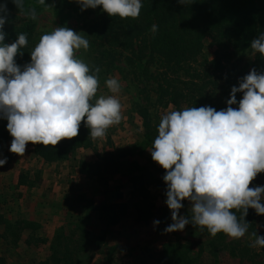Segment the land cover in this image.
<instances>
[{
  "label": "clouds",
  "instance_id": "obj_1",
  "mask_svg": "<svg viewBox=\"0 0 264 264\" xmlns=\"http://www.w3.org/2000/svg\"><path fill=\"white\" fill-rule=\"evenodd\" d=\"M23 11L24 0H11ZM44 5L46 0H38ZM186 6L194 0H177ZM80 10L96 9L108 16L137 18L141 0H75ZM35 20L34 12L28 13ZM9 17L7 0L0 3V119L13 138L8 151L23 156L26 145L56 146L62 139L76 137L81 122L89 136L101 138L106 130L121 121L117 98L121 85L116 78L106 80L114 95L101 96L90 103L98 89L100 69L76 58L87 50L89 41L66 26L41 35L30 52V62L18 65L15 57L28 43L25 34L5 43L4 26ZM151 31H157L153 24ZM264 57V30L250 44ZM242 93L237 101L236 94ZM227 107H185L164 114L150 151L151 158L165 170V204L172 223L165 233L183 231L191 223L206 228L215 237L224 233L240 239L248 230V209L264 215V185L249 187L264 173V71L251 69L232 86ZM237 105L236 107H232ZM7 157L0 158V167ZM185 199L191 202V215H178ZM236 211L241 212L238 218ZM160 221L154 220L153 225ZM256 235L251 247L264 248V236Z\"/></svg>",
  "mask_w": 264,
  "mask_h": 264
},
{
  "label": "trees",
  "instance_id": "obj_2",
  "mask_svg": "<svg viewBox=\"0 0 264 264\" xmlns=\"http://www.w3.org/2000/svg\"><path fill=\"white\" fill-rule=\"evenodd\" d=\"M1 1L5 3V0ZM141 3L140 14L134 19L110 17L101 11L100 6L81 11L77 5L84 17L79 32L89 41V47L87 50H77L76 58L86 63L90 71L99 67L98 84L104 75L115 70L124 71L116 63L125 58L127 64L134 68L132 74L138 94L149 93L154 97L149 106L140 108L145 131L141 143L121 150L115 149L99 155L94 162L83 161L80 164L83 175L94 176L106 188L79 198L83 209L96 214L98 222L106 229L118 225L121 217L130 213L131 205L121 201V192H117L113 198L106 197L112 177L119 176L128 181L135 220L138 222L148 223L155 215L156 206L151 200L150 187L166 192V184L162 179L165 170L153 164L149 151L159 125L154 120L152 110L154 112L155 108H166L170 104L177 109L184 104L189 107L211 106L217 111L226 108V103L211 88L215 82L210 79L223 75L226 59L251 50L252 39L264 30V0H194V3L186 6L178 4L177 0H141ZM44 7L45 4H39L38 0H24L23 11H20L11 0H7L9 17L4 26L5 43L14 42L17 34L21 33L26 35L28 41L20 49L23 54L14 58L18 65L22 66L30 59L35 24L32 21L19 26L11 24L13 15L10 12L36 14ZM153 24L157 25L155 33L151 31ZM206 50L212 52L211 58L204 56ZM253 66L257 72L264 71V57L257 54ZM222 89L227 92L225 87ZM95 102L94 95L90 103ZM6 124V119H0V152L1 145L13 139L6 130ZM93 148L94 138L89 136V129L82 121L76 137L62 139L54 147L36 144L34 154L45 162L56 163L66 161L80 149ZM233 211L238 218L241 216L240 211ZM190 215L191 212L187 213V217ZM2 223H5L6 228L0 237L11 245H17L21 232L39 229L37 223L20 218L6 221L4 215H0V225ZM187 227L203 233L212 246V256L228 251L242 260L248 258L250 264H264V260L260 259L259 262L254 256L249 243L243 244L224 233L212 237L206 228L194 227L191 223ZM9 231L12 232V240H9ZM77 234L78 239L75 238ZM103 242L104 236L90 237L86 230L80 228L70 235L61 229L51 242L49 258L41 264H83L79 259L80 253L90 245L98 246ZM193 248L182 244L180 238L165 243L161 264L204 263L205 248L201 247L197 251ZM0 264H9L1 254Z\"/></svg>",
  "mask_w": 264,
  "mask_h": 264
},
{
  "label": "rangeland",
  "instance_id": "obj_3",
  "mask_svg": "<svg viewBox=\"0 0 264 264\" xmlns=\"http://www.w3.org/2000/svg\"><path fill=\"white\" fill-rule=\"evenodd\" d=\"M0 3L4 2L0 0ZM77 5L75 0H47L45 7L35 14V20L30 19L25 12L11 11L10 14L13 15V23L11 22V24L19 26L28 21L35 24V36L32 40L34 49L41 35L50 33L55 27L66 26L74 31H80L84 17L79 12V5ZM211 53L210 50H206L204 56L211 58ZM257 54L259 53H254L251 49L246 53L232 55L224 62L223 75L210 79L215 82L214 85H211V88L217 92L218 98L222 99L223 102L226 103L229 98L231 87H238V80L254 68L253 62ZM28 62H30V59L24 64ZM116 66L123 67L124 71L115 70L104 75L99 81L95 98L97 100L101 96L114 95L106 87V80L116 78L121 85L120 92L115 94L121 104L120 123L110 126L103 137L95 138L93 149H80L63 162H45L34 154V145L28 143L24 158L34 165L33 177L30 178L29 175L19 173L20 175L16 174L14 179L17 181L22 177V180L28 181L30 186H32V183L35 185L36 193L33 195L34 197L29 195L30 200L23 201L22 198H18V194L23 193L19 188V191L16 188H9L10 182L7 183V186L1 185L0 199H2L1 202L4 206H0V215H4L6 221H15L20 218L37 223L39 229L37 231L25 230L21 232L17 245H11L9 241H5L0 237V254L7 258L9 264H41L49 258L51 242L61 229H64L66 234L70 235L72 231L78 232V228H80L86 230L90 237L104 236L102 245H90L84 252L80 253L79 259L83 264H161L164 256L162 253L163 245L175 242L177 238H180L182 244L193 246L196 251L200 250L201 247L205 248L206 254L204 253L203 257L205 261L202 264H250L248 258L242 260L239 257L232 256L233 253L228 251L212 256L210 251L212 246L209 245V240L203 236V233L192 230L187 225L183 231L165 233V227L172 223L170 210L165 204L166 192L153 186L150 187L151 200L154 202L156 209L154 217L148 223L135 220L136 214L132 206L130 185L125 178L119 176L111 178L110 189L106 196L113 198L117 192H121L123 195L121 201L131 203L130 213L122 216L118 225L109 229L104 228L98 222L96 214L88 213L80 205L79 198L81 196L106 189L94 176L83 175L80 172L81 162H94L99 155H104L115 149L121 150L144 140L145 131L143 119L140 116V108L149 106L150 100H154V97L149 93L146 95L138 94L137 83L134 81L132 74L134 68L127 64V59L121 58ZM222 87H225L227 92L223 91ZM242 95V93L236 94L237 101L242 98ZM236 106L233 105L232 107ZM185 107L189 106L184 104L179 109L172 104L166 108L160 106L155 108L154 112L152 110V115L155 122H160L164 114ZM10 143L11 141L2 144L1 150L6 145L9 148ZM14 155L17 158L23 157ZM8 158L12 160L13 156L11 157L8 154ZM153 164L161 168L156 162ZM6 174L8 180H12L14 172L7 171ZM3 178V174H0V182ZM256 185H264V173H259L250 182L249 187ZM182 204L183 207L179 210L178 215L187 217V213L191 212V202L185 199ZM25 208L31 209L30 213L26 212ZM37 214L42 219L39 220ZM32 216L35 218L33 219ZM246 218L250 231H247L242 238L235 240L243 244H252L256 239L255 233L264 236V215L258 216L255 214L254 209L249 208ZM154 220H158L160 223L154 226ZM5 228V223H2L0 234ZM8 233L9 240H12L10 235L12 232L9 231ZM78 236L77 234L75 238L78 239ZM20 242H22V246L27 247L25 250L18 247ZM253 254L259 262L260 259L264 260V248L253 247Z\"/></svg>",
  "mask_w": 264,
  "mask_h": 264
},
{
  "label": "crops",
  "instance_id": "obj_4",
  "mask_svg": "<svg viewBox=\"0 0 264 264\" xmlns=\"http://www.w3.org/2000/svg\"><path fill=\"white\" fill-rule=\"evenodd\" d=\"M7 149H8V146L6 145L4 148H2V150L0 152V158L7 157V163L4 166L0 167V174H3V176H4V178L1 180L2 182H0V187H1V185L7 186L8 185L7 183L10 182V186L8 185L9 188L10 187L16 188V189L19 188L20 191L23 193V194H18V198H22L21 200H23V201L24 200H30L31 198H29V195H32V197H34L33 195L36 193L35 192V185H33V183L31 182L32 186H30L28 184V181L25 182L22 180V177H20V179H18L16 181L14 179V176L16 174L22 173V174L29 175V177L32 178L34 165L32 162L27 161L24 158V155H23V157L17 158L13 153L9 152ZM8 154L11 157L13 156L12 160H10L8 158ZM54 167H56V166H54ZM7 171H13L14 172V175L12 176V180L10 179V181L7 178V176H8L6 174ZM35 172H36V169H35ZM49 173H50V171H49ZM47 188H49V187H47ZM8 189H6V190H8ZM19 189H18V191H19ZM0 198H1V196H0ZM1 201H2V199H0V205L4 206V204ZM25 211L30 213L31 209L25 208ZM37 215H39V214H37ZM28 216H29V214H28ZM32 217H33V219L35 218L34 216H32ZM38 219L40 220V219H42V217L39 215ZM21 243L22 242H20L18 244V247H20L22 250H25V248H27V247L22 246Z\"/></svg>",
  "mask_w": 264,
  "mask_h": 264
}]
</instances>
